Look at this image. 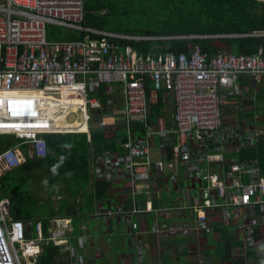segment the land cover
Segmentation results:
<instances>
[{"label": "built area", "instance_id": "built-area-1", "mask_svg": "<svg viewBox=\"0 0 264 264\" xmlns=\"http://www.w3.org/2000/svg\"><path fill=\"white\" fill-rule=\"evenodd\" d=\"M83 21L84 0H0V135L15 136L20 145L30 146V158L45 160L49 152L43 135L115 128L120 134L112 135L114 152L98 155L91 149L92 185H123L134 198L144 195L145 202L133 201L130 212L122 206L101 209L97 220L163 211L154 205V198L161 200L158 194L150 197L154 192L143 190V185L161 181L178 194L171 209L191 211L197 226L207 232L211 213L236 216L240 229L246 230V251L264 258L263 239L254 236L252 227V222L264 227V174L256 159L235 156L264 138V128L224 111L235 96L240 98L236 105L249 101L241 79L259 89L264 49L235 55L223 48L210 55L195 44L189 52L144 57L130 44L210 36L119 34L84 26ZM50 27L84 36L51 40ZM247 36L264 37V32ZM103 85L108 87V105L96 96ZM158 105L162 110L151 121ZM262 114L256 119L264 122ZM79 117L81 123L75 126ZM20 145L0 154V192L2 177L24 165ZM256 207L261 209L258 217ZM10 211L11 201L0 196V264H39L50 244L63 247L72 264L90 263L84 246L68 237L72 220H53L46 236L42 221L32 227L12 220ZM131 227L139 229L137 223ZM158 230L154 220L152 231ZM135 255L145 264L140 237Z\"/></svg>", "mask_w": 264, "mask_h": 264}, {"label": "trees", "instance_id": "trees-1", "mask_svg": "<svg viewBox=\"0 0 264 264\" xmlns=\"http://www.w3.org/2000/svg\"><path fill=\"white\" fill-rule=\"evenodd\" d=\"M124 21L136 26L126 27ZM83 25L131 35L210 36L204 40L131 43L130 45H134L144 57L150 54L156 57L166 52H189L195 44H200L210 55L223 48L229 49L235 55H252L260 48L264 49V37L247 36L264 32V2L257 0H84ZM83 36V33L67 29L57 34L51 29L48 31L51 40H79ZM107 89V85H103L96 95L105 105L109 103ZM161 108L160 105L153 108L151 121L160 114ZM95 121H99L98 118ZM113 134L118 136L120 133L111 127L106 132L93 128L91 134L45 135L49 155L44 161L30 159L29 146L23 144L21 150L27 159L25 165L1 179L2 190L8 186V193L3 196H7L14 203L15 220H21L32 227L42 221L45 235L49 236L50 222H53V219H65L70 216L73 230L68 233V237L75 243L79 225L83 227V223H87V220L81 224L76 222V214L79 211L75 205L77 197L81 193L90 197L89 203L85 202L81 206V212L92 213L97 202L108 197L111 188V184L103 182L98 184L97 192L89 193L90 151L94 149L98 155L114 152L116 140ZM18 144H21V141L14 136H0V154L7 150V145L14 147ZM242 153V160L257 158L260 173L264 174V138ZM45 183L50 189L56 186L58 191L51 193L49 202L40 204L38 200L41 201V198H33L32 192L38 187H44ZM25 186L32 188L26 190ZM9 191L13 194L10 195ZM63 195L69 200L63 198L58 201L56 208V203L52 200L54 197L62 198ZM97 212L93 213L92 217L95 218ZM256 214L259 215V211H256ZM254 236L260 238L259 230H254ZM61 259H64V264H72V258L63 247L50 244L46 246L39 264H59Z\"/></svg>", "mask_w": 264, "mask_h": 264}, {"label": "crops", "instance_id": "crops-1", "mask_svg": "<svg viewBox=\"0 0 264 264\" xmlns=\"http://www.w3.org/2000/svg\"><path fill=\"white\" fill-rule=\"evenodd\" d=\"M240 83L242 86L248 87L249 101H241L236 105V101L240 100V98L239 96H235L224 106L225 113L235 114L251 126L264 128V122L256 119L263 116L264 80L258 90L252 88V83L249 79L243 78ZM228 96L231 97L232 95L228 94ZM245 106L249 107L241 112L240 109ZM8 147L10 146L7 145L6 149ZM92 151H90L91 156ZM235 156L244 157L243 153L235 154ZM255 159L257 160V158ZM24 161L25 165L27 159L24 158ZM90 177L91 188L89 193L91 191L95 193L97 192L98 185L97 187H93L91 171ZM143 190L153 191L154 193L150 197L158 194L161 200L154 198V205L156 208L162 207L164 210L155 213L134 215L131 219L127 214H123L113 220H97L92 217L96 211L101 209L109 211L118 210L119 206H122L125 211L130 212L133 208V201L139 205H143L145 196H136L134 198L125 186L115 185L109 189L108 197L104 201L97 202L95 212L93 211L92 213L81 212V206L85 202L89 203L90 197H87V194L83 193L77 197V203L75 205L77 206V211H79L76 214V222L81 224L84 220H87V223L83 227L79 225L75 243L77 242L79 246H84L83 252L89 254V264H136L134 259V245L137 239V233H139L138 237L141 238L145 246L147 255L146 264H203V261H205L204 264H225L227 261L233 262L236 257L239 258L235 262L236 264H264V258H262L263 260H259L255 258L254 253L246 252L244 248L246 230L240 229V225L235 229L233 234L227 233V235H224V229L232 225L233 222H231L232 220L230 218L225 217L223 212H213L210 214V232H207L197 226L196 220L190 213L189 215L184 214L187 211L171 209L175 205L176 200H178V196L174 199L169 196L164 198L163 193L178 194L173 190H168L161 181L154 180L149 185H143ZM184 194L187 195L186 193ZM55 198L57 202L63 200V198L69 200L66 195H63L62 198ZM54 199L52 201L56 203L55 207L58 208V204ZM9 200L11 201V199ZM254 211L261 213L259 207H256ZM171 216L182 218L183 223L176 224L181 226L182 229L173 226ZM56 219L59 218L56 217ZM65 219L72 220V217L67 216ZM154 220L159 228L157 233L152 231V222ZM131 222L137 223L139 229L133 230ZM257 230L260 232L264 245V227H259ZM227 254L231 255L227 256ZM248 254H250L249 257H247ZM65 261L68 260L65 259ZM63 262L64 259H61L59 264H64Z\"/></svg>", "mask_w": 264, "mask_h": 264}, {"label": "rangeland", "instance_id": "rangeland-1", "mask_svg": "<svg viewBox=\"0 0 264 264\" xmlns=\"http://www.w3.org/2000/svg\"><path fill=\"white\" fill-rule=\"evenodd\" d=\"M125 22V26L126 27H130V28H132V27H135L136 25H134V24H132V23H127L126 21H124ZM50 29L51 30H53V31H55V33L57 34V33H60V32H62L64 29H62V28H57V27H50ZM46 181V180H45ZM185 187V186H184ZM32 188V187H31ZM30 187L29 188H27V186H25V189L26 190H30L31 189ZM53 189V190H52ZM52 189H50V187H49V185H46V183H45V185H44V187H42L41 189L38 187V188H36V189H34L33 190V195H32V197L33 198H37V199H39V198H41V201L40 200H38L39 201V203L40 204H44V203H46V202H49V198H50V196H51V193L53 192V191H57V187L55 186L54 188H52ZM7 194L8 193V186L6 187V188H4L1 192H0V196L1 197H3V194ZM4 194V195H5ZM9 194L10 195H12L13 193H12V191H9ZM171 197V198H175L176 196H178V195H175V194H172V193H169V192H165V193H163V197L164 198H167V197ZM185 197V196H184ZM186 198V197H185ZM261 199H264V197H261ZM55 200V202H57L56 200V198L54 199ZM45 208H47V207H44V209ZM14 211H15V208H14V203L12 202V206H11V211H10V218L12 219V220H15V218H14ZM184 214H186V215H189V212H184ZM230 217V216H229ZM232 217V219H233V224L232 225H229L227 228H225L224 230H225V234L224 235H227V233H234L235 232V229H237L238 227H239V225H241L242 224V222L236 217V216H234V215H232L231 216ZM182 218H180V217H178V216H171V221L173 222V226H175V227H178V228H180V229H182V227L181 226H178V225H176V224H182L183 222H182V220H181ZM239 220V221H238ZM239 222V223H238ZM158 226V225H157ZM35 232V231H34ZM221 233V232H220ZM245 242V241H244ZM222 243V242H221ZM244 248H245V246H244ZM249 255L250 254H248L247 255V257H249ZM256 258V257H255ZM257 259V258H256ZM239 260V258L238 257H236L235 258V260H233V262H230V261H227L225 264H236L235 262L236 261H238ZM260 260H263V259H260ZM252 262V261H251ZM205 263V261H203V264Z\"/></svg>", "mask_w": 264, "mask_h": 264}, {"label": "clouds", "instance_id": "clouds-1", "mask_svg": "<svg viewBox=\"0 0 264 264\" xmlns=\"http://www.w3.org/2000/svg\"><path fill=\"white\" fill-rule=\"evenodd\" d=\"M119 34H123V33H119ZM55 134H57V133H55ZM46 135H48V134H46ZM0 136H13V135H0ZM15 137V136H14ZM43 137H45V135H43ZM18 139V138H17ZM46 139V138H45ZM21 141V140H20ZM18 145H20V144H18ZM17 145V146H18ZM23 145V144H22ZM22 145H20V147L22 146ZM29 146V145H28ZM14 147H16V146H14ZM22 151V150H21ZM29 152H30V146H29ZM22 154H23V152H22ZM24 155V154H23ZM28 155H29V153H28ZM24 158H26L25 156H24ZM30 158V157H29ZM33 159V158H32ZM37 159V158H36ZM39 160V159H38ZM46 160V159H45ZM23 167V166H22ZM21 168V167H20ZM112 186V185H111ZM106 211H108V210H106ZM184 211H187V212H189L192 216H193V218H194V215H193V213L191 212V211H189V210H184ZM256 213V212H255ZM260 215H261V213H259ZM260 215H257L256 214V216L258 217V216H260ZM231 219V218H230ZM107 220H109V219H107ZM111 220V219H110ZM232 220V219H231ZM21 221V220H20ZM232 222H233V220H232ZM24 223V222H23ZM253 223V225H252V227H253V229L254 230H256L257 228H259V227H263V225H260L259 223H256V222H252ZM255 225H256V227H255ZM154 233H157V232H154ZM138 235H139V233H137L136 234V236H137V239H136V242H135V245H134V259H135V263L136 264H139V262H138V260H137V258H136V255H135V248H136V245H137V243H138ZM260 238H261V236H260ZM262 239V238H261ZM142 245H143V247H144V249H145V246H144V244L142 243ZM244 246H245V244H244ZM247 252V251H246ZM146 252H145V256H144V258H145V264L147 263L146 262ZM258 259V258H257ZM260 260V259H259Z\"/></svg>", "mask_w": 264, "mask_h": 264}, {"label": "bare ground", "instance_id": "bare-ground-1", "mask_svg": "<svg viewBox=\"0 0 264 264\" xmlns=\"http://www.w3.org/2000/svg\"><path fill=\"white\" fill-rule=\"evenodd\" d=\"M81 117V116H80ZM80 117L75 121V122H73V124L75 125V126H78L80 123H81V119H80Z\"/></svg>", "mask_w": 264, "mask_h": 264}]
</instances>
